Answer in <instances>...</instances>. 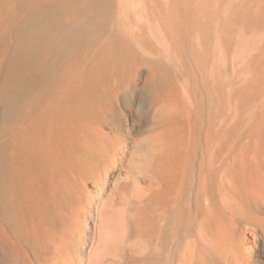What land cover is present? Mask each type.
Returning a JSON list of instances; mask_svg holds the SVG:
<instances>
[{"label": "bare ground", "instance_id": "1", "mask_svg": "<svg viewBox=\"0 0 264 264\" xmlns=\"http://www.w3.org/2000/svg\"><path fill=\"white\" fill-rule=\"evenodd\" d=\"M133 7L167 22L193 64L217 72L231 61L246 74L249 143L221 160L210 147L207 158L191 143L201 103H172L154 81L143 87L154 110L143 134L153 142L132 140L122 107L140 80L123 35H146ZM1 76L0 107L12 123L0 134V264H264V0H0ZM170 135L187 158L166 188L157 159ZM192 147L204 160L197 188L212 194L220 224L184 247L171 241L170 220L176 211L185 220ZM148 196L156 220L145 233Z\"/></svg>", "mask_w": 264, "mask_h": 264}, {"label": "rangeland", "instance_id": "2", "mask_svg": "<svg viewBox=\"0 0 264 264\" xmlns=\"http://www.w3.org/2000/svg\"><path fill=\"white\" fill-rule=\"evenodd\" d=\"M135 9L137 8L133 7L132 10L130 9L131 13H133L134 15L138 13L136 15L137 17L135 16V25L142 26L146 31V35L140 33H125L126 35H123L124 41L126 43L128 42L133 50L134 58L132 59V65L136 66L139 69L138 75L140 80L137 92H135L131 99L127 101V105L122 107V111L125 117V123L127 124V126L125 127H128V129L132 131V140L143 142L145 147L149 146L150 143L152 144L153 142L150 135L143 134L145 129L148 127L149 122H151L150 120H144V117L147 115L152 116L154 114V110L152 108L150 109L151 96L143 92V87L146 84L154 81L160 89V96L169 97L172 103L178 104L182 103V101L184 100H192V102L197 106L198 103H201V115H199L198 118H200L201 116L202 119L200 118V120H195L198 121L195 122V124L197 125L196 127L199 129H197L198 133L201 132V134H198L197 136H194V134L193 136L191 135V143L196 147V149L198 148V152L201 150L200 148L205 147L207 158L211 157V153L209 151L210 147H217V151L219 152L218 160H221V157L224 156L223 154L226 153L228 148L239 146L237 144L244 145L245 143H249V141L253 138L251 136L254 135L252 134L253 131L251 127L255 122L252 120L253 113L250 110V107H252V105L249 104L250 102L248 99V94H246V92L244 93L245 95H241L242 92L240 91V88L245 83L243 79H245L246 74L241 73L240 76L238 74H235V71L231 66L232 64H229L231 63L230 59L228 66H226L227 68H225L224 66L222 69H218L217 67V72L216 70L210 69V66L202 68L197 66V63L193 64L192 62H194V57L191 56V54H189L187 50V52L185 51V46L182 45V48H178L177 51L175 50V48L181 47L183 40L180 39L178 41L179 43L176 41L174 43L170 35L167 22L164 23L163 21H160L159 23V21L157 20L144 18L139 15L138 9L136 11ZM117 20L113 18V24H115ZM126 24H120V26H124ZM180 52H182V54H180ZM184 53L186 55H184ZM178 54L180 55L178 56ZM227 54H231L232 56V53L230 52ZM183 56L186 57V59H184L186 63H184V61L182 63ZM187 58L190 59L188 60ZM177 59L179 60L178 62L175 61ZM189 61H192L191 64ZM157 62L159 64H157ZM129 64L131 65V63ZM5 66H7V64ZM3 69L5 71L6 67H4ZM212 74H214L215 76ZM212 76H214L215 78L213 79ZM1 78L2 76L0 77V79ZM177 78L179 79V81ZM11 123L12 121H9L4 116L3 109L2 107H0V134L4 133L3 131H6ZM215 128H217L218 130L217 136L215 135ZM138 133H141L142 135L138 136ZM178 138L180 137L174 135H170L169 138L167 137L165 140V145L167 143V147L165 150H162L163 153H161L159 155L160 157H158L157 159V168L159 169L157 170L161 171V174H163L164 171V175H166V177L169 176L166 179V182L169 183L165 185L166 188L168 186H171L170 180L168 178H171L172 170L178 169L175 167H183L181 165L184 164L183 159L187 158L184 153H180L179 147L181 144L177 142ZM195 147H192V149ZM188 159L189 160L187 161L188 164L186 163V167L189 174V177H187L190 180L187 181L189 183V189L194 187L195 188L194 191L193 189H188L187 192V196L185 199L186 214H184V222H180L179 218L180 216H182V214L178 215V211L174 212V215L170 220L171 228L176 226V229L174 228V230L176 231H178V228H182L181 225L186 227V230H184L185 233L183 235H180L179 232L176 231H173V234L171 235V237L174 238L171 240L172 242L175 241L176 237H179L177 238L179 240L178 242L182 243V246L184 247L186 245V242H190L192 244L195 241H201V237L203 235H206L209 232L211 233L212 231H216V227L220 224L218 216L219 214L216 206L213 204L212 194H202L204 192H201V190L197 188L198 179H200V169L201 166H203L204 160L200 155L197 157V155L194 153V149L193 154H191ZM174 164L177 165L174 166ZM134 170H136V173L139 177L143 178L144 169L139 167L134 168ZM143 184L146 187V184ZM89 188L90 190L95 191V187L93 184H91ZM214 196L216 197V195ZM155 197H152V199L156 202L157 198ZM198 198H200V202ZM152 199H150V197L148 196L146 199L147 202L142 205V208L145 207V204L147 206L146 212L143 215V222L145 223V233H149L148 229L152 227L153 224H155L156 220V218H154V209L152 207V205L154 204ZM208 203L211 205H209L210 208L208 206ZM208 218H211L212 221ZM173 222L175 223V225H173ZM178 222H180L181 225L180 223L178 224ZM145 238L149 240L150 235H147ZM177 239L174 243H177ZM190 243H188L187 246L191 245ZM259 253L260 255H262V261H264V253H262L261 250H259Z\"/></svg>", "mask_w": 264, "mask_h": 264}]
</instances>
